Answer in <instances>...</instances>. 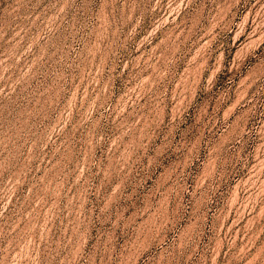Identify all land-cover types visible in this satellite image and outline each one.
Returning <instances> with one entry per match:
<instances>
[{
	"label": "rangeland",
	"instance_id": "374dc122",
	"mask_svg": "<svg viewBox=\"0 0 264 264\" xmlns=\"http://www.w3.org/2000/svg\"><path fill=\"white\" fill-rule=\"evenodd\" d=\"M0 264H264V0H0Z\"/></svg>",
	"mask_w": 264,
	"mask_h": 264
}]
</instances>
